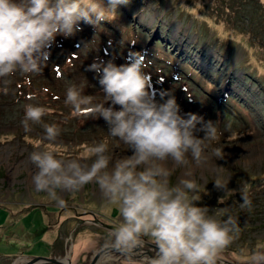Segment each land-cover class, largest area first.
Segmentation results:
<instances>
[{
	"label": "rangeland",
	"instance_id": "rangeland-1",
	"mask_svg": "<svg viewBox=\"0 0 264 264\" xmlns=\"http://www.w3.org/2000/svg\"><path fill=\"white\" fill-rule=\"evenodd\" d=\"M115 12L129 20L130 30L144 34V44L159 43L160 50L167 53L168 67L179 79L170 78L164 64L159 69L143 68L154 87L173 94L182 111L216 121L217 137L206 142L205 159L197 165L189 158L186 166L197 184L191 194L200 197L195 206L207 207L209 214L220 217L219 210L229 208L238 219L239 234L233 233L234 239L216 259L225 264H252L253 253L264 252V93L258 94L264 86V24L260 23L264 0H128ZM80 26L83 30L72 38L57 36L46 65L40 72L31 73L34 85L42 89L34 101L40 106L58 102L57 111L42 116L40 122L29 121L28 131L16 108L5 106L0 117V264H14L28 257L62 259L70 250L71 264H88L94 254L110 247V233L121 220L118 207L94 181L75 191L57 190L63 206L48 193L37 192L32 183L36 168L29 157L34 151H51L62 160L90 162L94 157L87 148L96 141L107 145L113 160L131 155L127 146L109 135L102 118L86 113L73 119L66 116L73 113L72 106L65 103L68 83L80 88L83 95L93 96L94 103H104L94 73L85 68L97 55L123 64V53L131 47L94 33L89 24L81 22ZM202 30L205 33L199 32ZM81 40L87 48L76 47ZM117 48H122L121 53ZM186 65L215 86L207 88L212 97L203 92L201 79L197 78L198 84L181 75ZM17 89H9L6 102L15 98ZM229 96L247 107L246 117L241 115L240 119V110L229 105ZM225 114L233 120L231 128H226ZM44 124L58 127L54 143L44 139ZM217 149L222 159L215 154ZM164 167L171 173L169 186L183 178L185 167L172 161L165 162ZM218 178L227 182L226 189L216 188ZM245 184L251 208L241 210L239 189ZM142 239L141 249L155 256L157 249L151 239ZM143 250L133 249L132 258L140 261V255H146ZM114 254L106 252L103 258ZM123 258L106 264H123Z\"/></svg>",
	"mask_w": 264,
	"mask_h": 264
},
{
	"label": "clouds",
	"instance_id": "clouds-1",
	"mask_svg": "<svg viewBox=\"0 0 264 264\" xmlns=\"http://www.w3.org/2000/svg\"><path fill=\"white\" fill-rule=\"evenodd\" d=\"M127 3L128 0H107L106 5L104 0H0V78L17 70L40 72L57 36L72 38L83 30L81 22H101L108 9L114 13ZM76 47L87 48V44L81 40ZM104 55H109L106 49ZM114 60L97 55L85 68L94 73L104 103H94L93 96L83 95L71 82L66 87L65 103L72 106L75 115L86 113L102 118L109 135L127 146L131 155L113 160L107 145L96 141L87 148L89 156L94 157L90 162L62 160L51 151H34L29 157L36 168L34 188L63 206L57 190L75 191L94 181L118 207L121 220L110 233V247L124 257L123 264H216L217 254L232 242L233 233L239 234L238 219L229 208L219 210L220 218L209 214L207 207L195 206L200 197L191 194L197 184L186 167L189 158L197 165L205 159L206 142L217 137L216 121L182 111L173 94L156 89L150 74L142 70L146 67L144 53L130 51L120 65ZM24 109L21 124L25 131L29 130V121L40 122L47 111L33 104H26ZM225 116L226 128H231L233 120ZM43 127L44 139L54 143L58 127ZM215 154L223 158L219 149ZM167 161L185 167L183 178L173 186L167 179L170 170L164 167ZM215 186L226 189L227 182L218 178ZM247 189V184L239 189L241 210L251 208ZM143 237H149L157 251L154 257L137 261L132 258L133 249L142 248ZM251 262L264 264V252L253 253Z\"/></svg>",
	"mask_w": 264,
	"mask_h": 264
},
{
	"label": "trees",
	"instance_id": "trees-1",
	"mask_svg": "<svg viewBox=\"0 0 264 264\" xmlns=\"http://www.w3.org/2000/svg\"><path fill=\"white\" fill-rule=\"evenodd\" d=\"M129 5L131 6V3ZM250 22H251V24L257 26V22L251 21V20H250ZM261 22L264 24V19H263V21H260V23ZM89 27L92 29V31L94 33L97 31L101 34L100 36L104 35V36H106L107 39L113 38L114 40H118V41L121 40L124 43L129 44L131 47H129L127 49L124 48L123 50H125V49L126 50L124 53L122 52L124 54L123 56H125V57L128 55L127 52L130 51L132 47H134L135 49H133V51H131V52H142V53H144L145 54V65H146V67H144L145 70L159 69L164 64L165 67L168 68L167 73H169L170 78L175 75V73L172 72L174 70H172L168 67V66H170V63L168 60V55H167V53H165L164 49L160 50V48H159L160 44L157 43L156 44L157 47L152 46V43H149L148 45L144 44V40L142 39V35H144V34L141 33L140 31L139 32L138 31L133 32L132 30H130L129 20L126 17H123L116 12L113 13L111 10H107L106 14H105V19L103 21L98 22V23H93L91 25L89 24ZM199 32H201V34L205 33L204 30L199 31ZM124 47H126V45ZM116 50L119 53H121L120 51H122V48H117ZM170 58H171V56L169 57V59ZM147 62H151L155 65H153V64L149 65ZM183 70H184L185 74L182 72L181 75L186 76V78H188L187 81H190V82L194 81V82L198 83L197 78H199V80L201 79L200 84H202V86L205 89V90H203V92H206L208 95H210L212 97V94H211L212 91H209V90L211 88L214 89L215 86L211 85L209 83L210 81H208L207 79L201 78L199 73L195 72L191 67H189L187 65H186L185 69H183ZM20 73L21 72L19 70H17L14 74H12L8 77L0 78V117L3 116L4 111H5L4 107L7 105L9 107V109L16 108V112L19 113L20 117H22V120L24 119V114H25L24 106L26 104H33L36 106H40L39 102H36V101H34V99H30L29 97L38 98L40 92H42L41 87H37L34 85V81L31 80V78H32L31 73H22L21 75H20ZM5 80L9 81V83L5 84V82H4ZM10 82H12V83H10ZM12 87L18 88L16 91V95L14 96L15 98H12L8 102H6L7 100L5 97H6V95H8V91ZM46 92H48V90ZM260 93H264V86L258 91V94H260ZM252 95H254V94H252ZM228 102H229V105L231 107H233L237 111L240 110V112H238L240 115V116L238 115L240 117V119H242L241 115L246 117L244 114L248 110L247 107L245 108L244 106H241V104L239 102H237L235 99L233 101V97H230V96L228 97ZM50 103H48L44 106H41V107H44L45 109H47L46 113L43 116H46L47 114H53L54 111H57L56 110L57 108H55V107L57 106L56 104H59V103L57 102L55 105H50ZM53 107L55 109H53ZM58 111H60V110L58 109ZM71 112H69V114L66 115L68 118H69V116H72V119L78 117V115H75V114L73 115V113H71Z\"/></svg>",
	"mask_w": 264,
	"mask_h": 264
},
{
	"label": "water",
	"instance_id": "water-1",
	"mask_svg": "<svg viewBox=\"0 0 264 264\" xmlns=\"http://www.w3.org/2000/svg\"><path fill=\"white\" fill-rule=\"evenodd\" d=\"M137 250H143L141 248H136ZM144 252L147 253V251L143 250ZM106 252H115L111 249V247H105L104 249H102L99 253L97 254H94L93 257L91 258V260L89 261L88 264H97V262L99 261V258L102 254L106 253ZM115 253H119V252H115ZM68 256L66 254V257H68L67 259V262L68 264H71V250L70 252H68ZM147 255L151 258V257H154V256H151L149 253H147ZM64 258L62 259H59V258H50V259H47V258H39V257H28V258H24V259H28V261L26 262V264H64L62 263V261L60 260H63ZM133 259H136V258H133ZM216 263L217 264H225V261H221L219 259H216ZM226 264H229V263H226Z\"/></svg>",
	"mask_w": 264,
	"mask_h": 264
},
{
	"label": "bare ground",
	"instance_id": "bare-ground-1",
	"mask_svg": "<svg viewBox=\"0 0 264 264\" xmlns=\"http://www.w3.org/2000/svg\"><path fill=\"white\" fill-rule=\"evenodd\" d=\"M140 253H141V252H140ZM144 253H145L146 255H140V254H137V255L142 256V257H140L141 260H142L144 257H148V258H150V257L147 255L146 252H144ZM116 254H117V255H116ZM68 255H69V254H68ZM68 255H67V256H68ZM103 255H104V254H102V255L100 256L99 261L97 262V264H106V263H109V262H107V261H110V260H111L110 263H113V262L117 261L118 258L123 257V256H121L120 253H115V254L112 255V256H108V257H104V258H103ZM132 257H134V256H132ZM102 258H103V259H102ZM67 259H68V257H67ZM67 259H63V260H60V261H62V263H64V264H68ZM120 260H121V259H120ZM27 261H28L27 259L22 258V259L16 260L14 264H26ZM39 264H40V263H39ZM216 264H217V263H216Z\"/></svg>",
	"mask_w": 264,
	"mask_h": 264
},
{
	"label": "crops",
	"instance_id": "crops-1",
	"mask_svg": "<svg viewBox=\"0 0 264 264\" xmlns=\"http://www.w3.org/2000/svg\"><path fill=\"white\" fill-rule=\"evenodd\" d=\"M3 249H5V248H7V247H2ZM1 252H4L5 253V251H1ZM60 254L62 253V251L61 252H59ZM59 255V254H58Z\"/></svg>",
	"mask_w": 264,
	"mask_h": 264
}]
</instances>
